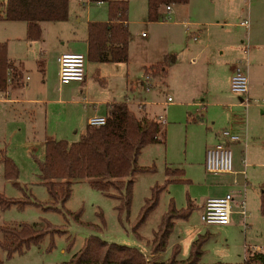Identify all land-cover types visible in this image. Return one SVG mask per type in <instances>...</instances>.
<instances>
[{
	"label": "rangeland",
	"instance_id": "374dc122",
	"mask_svg": "<svg viewBox=\"0 0 264 264\" xmlns=\"http://www.w3.org/2000/svg\"><path fill=\"white\" fill-rule=\"evenodd\" d=\"M128 2L130 21L128 63H98L86 59L87 82L82 84L76 82L59 84L58 64L51 62V58L57 49L66 46L70 47L65 48L64 52H79L86 56L87 50L83 42L86 22L106 19L107 4L88 2L83 6L79 0H69L68 18L62 22H43L42 40L32 42L25 40V23L0 21V41L7 42L9 57L21 61L24 77L27 75L29 77V80H26L28 85L16 91L17 93L11 92L7 97L23 100L0 101V158L1 151L4 150L5 155L14 160L19 170L17 179H7L4 177L3 163L0 161V193L7 197H24L14 186V183H19L24 186L26 194L31 195V200L40 204H29L23 209L16 206L0 208V227L19 226L21 223L43 227L48 221L65 230L64 234L53 236L54 246L51 249H47L51 240L48 234L39 244L32 245L22 254L15 253L9 258H6L5 251L0 248L3 264H61L79 250L90 235H97L107 242L135 247L151 261L152 233L157 228L162 213L166 211L170 198L178 209L185 208L191 201L192 210L185 220H175L166 250L158 254L157 261L168 259L171 247L175 243L180 245L178 259H185L191 241L198 234L205 232L210 233V238L203 245L201 264L240 263L250 252L249 249L245 250L249 245L264 246V222L259 221V224L255 223L252 227L246 226L240 213L241 201L245 198L249 202L251 195L256 196L264 188V78L252 79L250 72H247L248 96L257 103L245 108H234L236 112L231 125L228 120V108L208 105L214 98H208L202 93L208 89L209 94L222 95L226 97L224 100L232 101H238V94L223 80L206 83L202 72L201 76L186 79L183 84L181 80L177 82L178 87L184 88V94L173 95L170 91L167 92V84L160 74L151 80L153 87L147 91L145 89L147 85L143 84L144 89L139 91L138 81L142 82L144 78L142 66L151 63L164 48L177 52L181 59L183 46L185 47L190 38L186 27L176 23L182 19L181 16L174 18L175 8H179L181 13L184 12L183 8L170 4L173 14L171 11L169 14L165 13L163 19L157 22H148L146 0ZM201 2L202 0H191L188 8L193 14H199L197 9ZM248 6L252 10V18L258 16L264 20V0H244V8L247 9ZM142 32L147 36L141 37ZM78 45L83 48L79 49ZM40 53L43 60H46L44 73L39 70L35 61L40 58ZM169 53L172 59L171 52ZM188 58L185 53V62H188ZM126 79L134 83V92L126 90ZM193 88L195 91L188 93ZM125 94L129 96L130 109L138 117L145 115L155 118L161 115L165 120V124L160 125L161 141L145 146L138 158L140 165L155 163L156 171L137 173L129 178L134 181L129 215L123 212L119 217L116 208L118 199L93 188L88 178L72 184L70 197L63 205H58L62 212L45 208L51 205V199L45 186L41 184L38 166V161L45 158V144L49 140L58 139L77 141L86 127V118L89 115H100L104 112L107 101L113 100L114 97L123 100ZM167 95L173 99L168 106L164 104ZM0 98L3 96L0 95ZM24 99L32 100L28 102ZM190 101L203 102L206 107L200 110L201 114L196 112V116L192 117V114H195L194 106L185 104ZM180 102L183 103L182 107L177 104ZM184 107L188 110L179 109ZM213 120L215 122H212ZM224 128L243 137L241 144L233 143L230 146L232 152L230 173L236 174H209L202 164L204 148L205 145L213 143L218 132ZM207 140L211 142L208 143ZM166 166L183 169L181 177L189 181L168 184L166 190L160 193L155 208L135 229L141 208L146 198L151 196L152 186L162 184L167 178ZM216 177H224V180L216 183L214 180ZM217 187L223 190L228 188V194L232 197L230 222L225 225H205L200 221L201 205L205 197L220 195V192L213 191ZM111 191L116 192L113 188ZM249 204L252 208V203ZM256 205L255 201L253 205L255 211ZM78 210H81V221L98 225L100 229L77 223L72 217L68 216V219L64 217L65 211ZM257 216L261 220L259 212ZM8 239L9 237L0 230V241Z\"/></svg>",
	"mask_w": 264,
	"mask_h": 264
},
{
	"label": "trees",
	"instance_id": "16d2710c",
	"mask_svg": "<svg viewBox=\"0 0 264 264\" xmlns=\"http://www.w3.org/2000/svg\"><path fill=\"white\" fill-rule=\"evenodd\" d=\"M105 2L108 10L107 21H90L87 23V59L95 62H127L128 60V16L127 0H90ZM188 0H147V20L163 19L161 8L172 3H186ZM69 0H0V20L22 21L26 23V39L39 40L42 37L41 23L64 21L68 18ZM163 62H157L145 67V73L156 76L162 73ZM17 79V72L8 58L7 43L0 42V94L7 89V79ZM106 122L100 126L86 125L79 139L68 142L65 139L49 140L45 144V158L39 163V178L41 184L51 199L52 208L62 212L63 205L70 197L72 184L85 178L90 179L93 188L109 197L118 199L116 206L119 217L123 212L129 215L134 181L137 173L156 171L155 163L151 165L138 164V158L143 148L160 140L161 122L157 118L138 117L130 109L126 101H112L107 104ZM2 150L0 161L3 163L4 177L17 179L19 170L14 160L5 155ZM184 170L165 167L167 178L162 184H154L151 196L146 198L141 208L137 225L146 218L148 213L158 203L160 193L166 190L172 182H188L184 179ZM176 176V177H174ZM24 197H7L0 193V208L8 209L16 206L23 209L26 205H40L31 200L24 186L14 183ZM116 192L111 191V189ZM191 202V201H190ZM188 202L183 209H178L170 198L167 209L162 213L157 228L150 240V251L153 260L149 259L139 249L115 242H107L97 235L88 236L79 250L61 264H201L204 253L203 245L210 238V233L198 234L190 243L189 253L185 259H178L180 245L171 247L170 257L157 261L159 253L166 250L168 239L172 233L175 220H185L192 204ZM259 210L264 217V188L259 195ZM81 210L65 211L64 217L73 218L77 223L91 228L100 229L98 225L80 220ZM103 220L102 213L99 214ZM0 230L9 237L8 241H0V248L5 251L6 258L13 254H22L32 245H37L48 234L50 243L47 249L54 246L53 236L62 235L65 230L59 229L46 221L45 226L36 227L29 223L19 226H1ZM0 264L3 260L0 257ZM212 264H264V251H250L240 263L215 262Z\"/></svg>",
	"mask_w": 264,
	"mask_h": 264
},
{
	"label": "crops",
	"instance_id": "0c3cea01",
	"mask_svg": "<svg viewBox=\"0 0 264 264\" xmlns=\"http://www.w3.org/2000/svg\"><path fill=\"white\" fill-rule=\"evenodd\" d=\"M79 1L81 2L83 6H85L84 3L91 2L90 0H79ZM96 3L103 4L105 2H96ZM190 3H191V0H188V2L186 3H172L175 7H181L184 9V12L181 13L179 11V8L178 9L175 8L174 18L176 16H181L182 19L180 21H176V23L180 25H184L186 27L187 32H189L190 40L189 42L185 43V47L183 46V51L181 52L182 58L179 59L178 53L175 51L174 52L169 51L168 48L162 49L153 58L154 60L151 61V63H149L148 65L144 64L142 66L144 78L142 82L138 81L137 89L139 91L144 89L143 84L144 85L146 84L147 86L150 85L149 88L153 87V85L151 84V80H153L155 76H153L150 73L148 74L145 73L144 68L149 67L152 64H155L157 62H163L161 66L162 73H160V75L164 78V82L167 84V87H168L167 92L170 91L173 95H175V93L177 94L179 93L180 95V93L184 94L185 92L183 87L180 88L177 86V82H179V80H181L183 84L186 79H193V77L197 78L201 76V72L202 74H204L206 83L223 80L226 82L227 86H229L231 77L234 73L235 66L239 62L242 63L245 60H246V65H243V67H245L246 72L248 71L250 72L252 79L257 78V77L264 78V20H261L260 17L258 16H254L252 18L251 17L252 10L249 6L247 9L244 8V0H202L201 4H199V8L197 9L199 14H196V15L193 14L191 10L188 8V5ZM146 6H147V0H146ZM172 10L173 8L171 6L169 9H167L165 6L164 8H161L160 12L162 16H165V13L169 14ZM68 11H69V6H68ZM172 14H173V11H172ZM244 14L247 17L246 16L244 17ZM107 20H108V16L104 20L103 19L102 20L93 19V20H88L86 22V31H85V36L83 38L84 48L86 50L88 49L87 23L90 21H107ZM0 21L1 22H4V21L5 22H22V21H6V20H0ZM148 22H151V21H148ZM153 22H157V21H153ZM22 23H25V22H22ZM42 24L43 22L40 25ZM126 24L128 27V37H129V24H130L129 2H128V16H127ZM189 26H191V28L193 29L189 28ZM25 28H26V23H25ZM146 36L147 35L144 32L141 33V37H146ZM25 40L28 42H32L26 39V35H25ZM39 40H42V39H39ZM69 47L70 46L68 47L66 46V47H61L57 49V52L54 55H52L51 62L58 64L57 59L59 55L62 52H64L65 48H69ZM78 48L81 49L83 48V46L78 45ZM7 52H8V49H7ZM169 52H171L172 59L170 58ZM185 53L187 54V56H189L188 62H185ZM41 54L42 53H40V58H38L37 60L35 59V61L37 62V66L39 70L42 73H44L45 72L44 61L46 63V60H43V58L41 57ZM168 56H169V59H168ZM8 58L10 62L12 63L15 69V72H17V79H12V80L10 78L7 79V82H8L7 89L4 93L0 94L1 96H3V98H0V101L23 100L20 98H7L8 96H10L11 92L20 91V89L22 90L25 85H28L26 80H29L28 75L24 77V74H23L24 67L22 66L23 63L21 61H15L11 59L9 55H8ZM86 59H87V55H86ZM128 61H129V42H128L127 62H98V63L127 64ZM51 62L49 59V63ZM146 75H149L150 80L146 78ZM86 82H87V75L85 72L84 80L82 82H76V83L82 84ZM125 85H126L127 91L129 89L130 92H134L135 88H134V83L132 81L129 82V80L126 79ZM147 86L145 89L148 91L149 88L147 89ZM194 91H195V88H193L192 90L190 89L188 93H193ZM202 94H204L208 98L209 97L214 98V100L210 101L208 105L210 104V106L212 105L215 108H222V107L228 108L229 125H231V122L235 115L234 113L236 112L234 108H237V107L245 108L239 103L240 95H238V98H237L238 101H232V100H224L223 98L226 99V97L222 95H218L214 93L209 94L208 89H206V92ZM248 94H249V90H248ZM168 97L171 98V96L167 95L166 100L164 101V104L166 106L170 105L173 102V99L171 98V100H168ZM24 100L30 102L32 99H24ZM128 100H129V96L125 94L123 100L115 99L114 97L113 100L106 102V106L108 103L112 101H126L128 103ZM141 102H144V101H141ZM202 103L203 102H197V101L185 102V104H187L188 106H194L195 108V111H194L195 114H192V117L196 116V112H199L201 114L200 110L206 107V104L205 103L202 104ZM177 104L180 107L183 106V103L181 102ZM179 109L182 111L183 109L184 111L188 110L186 107L179 108ZM94 111L96 112V108L94 109ZM105 111H106V108L104 112L100 113V115H105ZM87 118H86V125H87ZM212 122H215V120H213ZM222 130L218 132V134L216 135V139L213 143H210L211 141L207 140V142L210 144L205 145V148H204V156H203V163H202L203 167H204L205 150L207 147L215 144L218 141H222L225 144H229V146H231V144L233 143L241 144L242 138H243L242 136L240 137V140L238 142H230L222 136L221 134ZM164 133L166 134V126L164 128ZM240 134L242 135V133ZM208 173L216 174V173H210V172ZM217 174H220V173H217ZM224 174L231 175V174H236V172L235 173H224ZM214 180L217 183L219 181L224 180V177H216ZM213 191L220 192V195H223L229 192L228 188L223 190V189H220L219 187H217V189L215 188ZM259 195H260V192L257 193L256 196L255 194L251 195L249 202L252 203V208L250 207L249 202L245 200V198L242 200L244 202V207L246 211V217H243V221L246 226L252 227L255 223L259 224V221L264 222V217L261 215L260 210H259ZM255 201L257 204L255 208L256 211L254 210V207H253V205L255 204ZM247 208H249V210ZM231 212H232V209H231ZM258 212L260 213L262 217L261 220H259L257 216Z\"/></svg>",
	"mask_w": 264,
	"mask_h": 264
},
{
	"label": "built area",
	"instance_id": "2783aa9c",
	"mask_svg": "<svg viewBox=\"0 0 264 264\" xmlns=\"http://www.w3.org/2000/svg\"><path fill=\"white\" fill-rule=\"evenodd\" d=\"M167 9L170 6H166ZM58 81L59 84H68L70 82H82L85 76V62L86 56L79 52L65 51L58 57ZM246 60L239 62L234 69V73L231 77L230 87L231 90L240 95V104L244 107H248L252 103H257L255 99H251L248 96V75L245 67ZM146 78L150 80L149 75ZM150 85L147 86V89ZM168 100H171L168 97ZM157 120L161 123H165V120L158 116ZM106 116L92 114L87 118V124L90 126H100L105 124ZM222 136L230 142H238L240 136L235 134L229 129H223ZM231 149L229 144H225L222 141H218L215 144L209 146L205 150L204 167L207 172L210 173H230L232 172V160ZM245 164V161H244ZM231 195H215L207 196L203 199L200 211V221L205 225H225L230 222L231 214ZM240 213L243 217H246V211L244 202L240 203ZM245 248V247H244ZM250 251H264V246L249 245L245 250Z\"/></svg>",
	"mask_w": 264,
	"mask_h": 264
}]
</instances>
